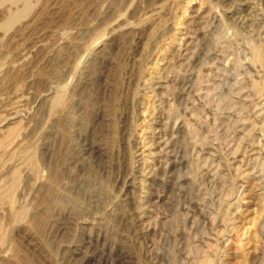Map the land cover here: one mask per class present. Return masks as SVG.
<instances>
[{"label": "rangeland", "instance_id": "374dc122", "mask_svg": "<svg viewBox=\"0 0 264 264\" xmlns=\"http://www.w3.org/2000/svg\"><path fill=\"white\" fill-rule=\"evenodd\" d=\"M0 264H264V0H0Z\"/></svg>", "mask_w": 264, "mask_h": 264}, {"label": "bare ground", "instance_id": "6f19581e", "mask_svg": "<svg viewBox=\"0 0 264 264\" xmlns=\"http://www.w3.org/2000/svg\"><path fill=\"white\" fill-rule=\"evenodd\" d=\"M221 1H227V0H221ZM117 20H119V19H117ZM120 20H121V19H120ZM115 22H117V21H115ZM118 22H119V21H118ZM118 22H117V23H118ZM117 23H115V25H116ZM119 24H120V22H119ZM110 25H111V24H110ZM120 26H122V25H120ZM120 26H118V27H120ZM113 27H114V24H113ZM122 27H123V26H122ZM112 29H113V28H112ZM118 29H119V28H118ZM120 30H121V29H120ZM122 31H123V30H122ZM121 33H122V32H121ZM182 83H183V81L178 82L179 85L181 84V85H180L181 88H183V89L185 88V89H186V87L183 85L184 83H183V84H182ZM176 84H177V83H176ZM183 89H182V90H183ZM183 91H184V90H183ZM57 97H58V96H57ZM56 100H57V99H56ZM55 102H56V101H55ZM53 105H54V104H53ZM171 114H172V113H171ZM173 114H174V113H173ZM173 114H172L171 117H173ZM175 115H176V114H175ZM175 115H174V117H175ZM177 116H179V115L177 114ZM174 117H173V118H174ZM179 117H180V116H179ZM180 118H181V117H180ZM176 119H177V118H176ZM174 120H175V118H174ZM179 120H180V119H179ZM179 120H178V121H179ZM179 123H180V122H179ZM179 123H176V122H175V123H174V127H173V128H175L176 130L178 129V132H179V130H180V128H179V127H180V126H179ZM171 124L173 125V123H171ZM169 125H170V122H169ZM169 127H170V126H169ZM181 128H182V127H181ZM169 129H170V128H169ZM170 131H171V130H170ZM173 131H174V130H173ZM173 131H171V133H172ZM178 132H177V133H178ZM175 135H176V134H175ZM169 136H170V134H169ZM171 137H172V136H171ZM167 139H170V137L167 138ZM172 139H173V138H172ZM172 139H171V140H172ZM167 141H168V140H167ZM172 141L174 142L175 139L172 140ZM167 144H169L168 147H171V146L173 145V143L170 142V140H169V142H167ZM167 144H166V145H167ZM162 145H163V144H162ZM165 147H166V146H165ZM171 148H172V147H171ZM172 150H173V149H172ZM150 152H151V151H150ZM172 154H173V153H172ZM168 155H169V154H168ZM175 155H176V154H175ZM33 157H34V155H33ZM166 157H167V156H166ZM172 158H173V157H172ZM27 159H28V158H27ZM32 159L34 160V158H32ZM167 160H168V159H167ZM34 161H35V160H34ZM173 161H174V160H173ZM35 162H36V161H35ZM175 163H176V161H175ZM33 164H34V163H33ZM171 164H172V163H171ZM177 164H178V163H177ZM166 165H167V164H166ZM34 166H35V165H34ZM169 166H170V165H169ZM176 166H177V165H176ZM170 168H171V167H170ZM34 169H35V168H34ZM174 169H175V168H174ZM198 170H199V169H198ZM14 172H15V171H14ZM15 173H16V172H15ZM15 179H16V177H15ZM12 180H13V179H12ZM15 181H16V180H15ZM15 181H14V182H15ZM181 182H182V181H181ZM12 184H13V183H12ZM15 184H16V182H15ZM15 184H13V185H15ZM11 186H12V185H11ZM9 188H10V185H9ZM8 190H9V189H8ZM10 190H11V188H10ZM6 192H7V191H6ZM9 192H10V191H9ZM3 193H4V192H3ZM11 194H13V193H11ZM5 195H6V194H5ZM8 195H9V194H8ZM3 197H6V196H3ZM11 197H12V195H11ZM11 197L9 196V198H11ZM4 199H7V198H4ZM10 201H11V200H10ZM11 206H12V204H11ZM150 253H151V252H150Z\"/></svg>", "mask_w": 264, "mask_h": 264}]
</instances>
